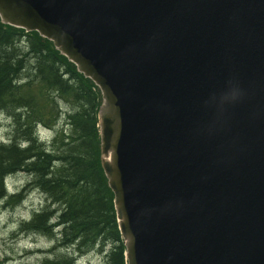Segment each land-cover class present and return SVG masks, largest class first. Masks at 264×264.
<instances>
[{
  "label": "water",
  "instance_id": "water-1",
  "mask_svg": "<svg viewBox=\"0 0 264 264\" xmlns=\"http://www.w3.org/2000/svg\"><path fill=\"white\" fill-rule=\"evenodd\" d=\"M0 20L51 40L99 88L127 264L264 258V168L222 141L241 123L264 158V0H0ZM228 92L245 114L221 115Z\"/></svg>",
  "mask_w": 264,
  "mask_h": 264
},
{
  "label": "trees",
  "instance_id": "trees-1",
  "mask_svg": "<svg viewBox=\"0 0 264 264\" xmlns=\"http://www.w3.org/2000/svg\"><path fill=\"white\" fill-rule=\"evenodd\" d=\"M51 56L70 67L68 68L85 87L87 93L78 81L69 85L63 84L59 69L53 64ZM0 60L4 61L0 65V76H4L5 86L21 73L24 77H31L22 85L20 92L12 90L14 87L3 88L0 84V92L4 91L7 98L18 101L15 108H24L20 113L21 125L26 126L28 132L33 131L37 123H43L38 111L39 107L34 102L29 103L33 97L42 107H45L44 103L50 98L49 92L53 90L61 96L60 100L69 95L72 100V105L66 103L71 107L67 134L55 135L45 148L32 142L20 153L10 154V159L16 165L33 171L40 189L54 198L58 203L56 206L65 209V218H61L59 224L69 229L72 235L65 237L63 241L71 243L72 240H82L87 246L88 243L94 244L98 239L102 240L103 244L112 239L114 247L107 255V263L124 264V247L117 227L113 193L107 185L100 166L99 134L96 126V113L100 104L98 89L92 83L91 86L88 85L85 82L88 81L87 78H83L71 69L72 65L67 62L66 57L59 54L51 41L40 37L35 31L24 32L22 29L1 22ZM23 93L25 97H22ZM0 101H6L8 104L11 102L2 98ZM54 103L57 115L58 101ZM53 104L49 105L48 112ZM80 120H84L85 123ZM89 149L94 151L93 159L89 157ZM23 150L35 154L37 163L26 161ZM54 164L58 166L57 171L51 170L46 173L41 168L43 165L54 166ZM32 220L34 222L28 226L30 230H25L24 226L20 229L46 236L54 234L51 233L54 224H51L49 214L45 217L41 212ZM39 224L44 225L38 230ZM38 264H74V262L65 255L52 261L41 258Z\"/></svg>",
  "mask_w": 264,
  "mask_h": 264
},
{
  "label": "bare ground",
  "instance_id": "bare-ground-1",
  "mask_svg": "<svg viewBox=\"0 0 264 264\" xmlns=\"http://www.w3.org/2000/svg\"><path fill=\"white\" fill-rule=\"evenodd\" d=\"M255 40V39H253ZM254 45V44H253ZM252 45V46H253ZM250 46V47H252ZM248 47V51L250 49ZM55 48V47H54ZM56 49V48H55ZM57 50V49H56ZM60 55L64 56L60 53L59 50H57ZM65 57V56H64ZM51 60L54 62L53 64L56 65L57 69H59V73L61 75V79L63 84L69 85L72 84L74 81H78L74 75V73L65 66L62 62L57 60L55 57L51 56ZM66 60L68 63L72 65V70H74L75 73L80 74L83 78H87L88 81H85L88 85L91 86V83L94 84L93 79L88 78L83 75V72L78 70L77 64L74 61H71L69 59ZM0 65L4 63L3 60H0ZM32 76V75H31ZM14 78V77H13ZM4 76H0V84L3 86V88H9L14 87L12 90H15L17 92H20L22 89V85L26 82V80H30L31 77L23 76L22 73L17 76L15 80H11L8 82V84L5 86L4 83ZM79 82V81H78ZM83 90L87 93L85 90V87L79 82ZM94 86L98 89L99 88L94 84ZM34 88V85H33ZM100 99H101V93ZM248 94H244L242 97V100L245 98L247 99ZM25 93L22 94V97H25ZM50 98L46 100L45 107H42L40 104H37L34 97L29 101V103H35V105L38 108L39 113L41 114V120L43 123H37L35 127L33 128V131H29L26 126L21 125V112L24 111V108L18 107L15 108V104L18 101H15L13 98H7L4 95V91L0 92V98L5 100H11V102L8 104L6 101H0V206L4 205L2 208L12 209V210H19L21 209H30V215L28 217L21 218L16 227V229L13 232H10V239H16L14 237H21L24 235H43L38 233H32L31 231H24L23 229H20L24 226L25 230H30L28 226L33 223L32 220L33 217L37 214H40L43 212L45 214V217L49 214V218L52 220L51 224L53 227H51V233L52 236H50L49 245L50 249L48 250V255L45 254L42 258H46L47 261L56 260L57 258L60 259L62 256H65L72 260L74 264H94L92 263L91 257L93 255H96V258L98 257V261L96 264H108V254H110L112 247H114V241L111 239L107 241L105 244H103V241L98 239L97 241L93 243H88L87 246H85L84 241L82 240H72L73 242L67 243L63 241V239L69 235H72V233H69V229L66 227H62L59 223L62 221L61 218L64 217V211L65 209H61L58 206H56L58 203L54 200L53 197L48 196V194L45 193V191L41 190L38 185V180H35L36 174H33V171L30 169L22 168L15 163L12 162L10 159V154H17L22 151V149H26V147H29L28 144L34 142L42 148H45V146H48L50 141L55 135L58 134H67L69 132V118L68 115L71 114V107L68 105H72L71 103V96L62 97L60 100V95L55 91L49 92ZM87 97V96H86ZM58 101L56 106L57 115L55 113V103ZM54 103V104H53ZM68 103V105H66ZM53 104V107L48 112L47 110L50 108L49 105ZM219 106H223V108L220 110L221 115L225 116H235V113L233 111L234 107H237L238 110L242 108V114H245V105L244 102L238 100L233 101V94L227 93V101L226 103H222ZM229 117H224L223 123L221 122L217 129L221 130H227L229 129L230 123L232 124ZM82 123H85L84 120H80ZM200 126L201 123H199ZM193 129V128H192ZM230 135L222 141L228 142V148L226 149H234V150H240L246 157V167L248 166L250 169H252V166L256 169L264 168V158L261 159V151L257 148L256 144L251 145V141L249 138V135L251 133L250 128H246L244 126H241V123H237L236 125L232 124V129ZM194 131V129H193ZM200 132H203V129H199ZM228 131H226L227 133ZM214 138L213 136H210ZM34 138V139H32ZM224 148V145L221 146ZM35 149V148H34ZM36 150V149H35ZM89 157L90 159L94 158V151L93 149H89ZM224 151L225 149H221ZM212 149H210V158L209 161L216 166L218 159H213L214 155L212 153ZM51 152H57V151H51ZM24 157L26 161H30L31 163H37V158L35 154L30 153L29 151L23 150ZM252 157L258 158L259 160L256 162L252 159ZM42 170L47 173V171H57L58 166L54 164V166L51 165H43ZM264 175V170H263ZM262 176V175H261ZM13 178V179H11ZM15 181L18 184H15V189H13V192L9 191V180ZM14 183V182H13ZM3 202V203H2ZM25 204V205H24ZM65 218V217H64ZM59 224V225H58ZM44 224H39L38 230L41 229V227ZM64 226V225H63ZM201 230H203V227H200ZM63 234V236H61ZM46 236V235H43ZM217 237L220 240L226 241L227 238L223 234H218ZM223 242V241H222ZM257 257L254 260H250L246 262L245 256L236 255L234 256L233 260L230 264H264V258L261 256H255ZM261 257V258H260ZM41 259V258H40ZM38 262V261H37ZM36 262V264H38ZM246 262V263H245Z\"/></svg>",
  "mask_w": 264,
  "mask_h": 264
},
{
  "label": "rangeland",
  "instance_id": "rangeland-1",
  "mask_svg": "<svg viewBox=\"0 0 264 264\" xmlns=\"http://www.w3.org/2000/svg\"><path fill=\"white\" fill-rule=\"evenodd\" d=\"M11 179L8 188L10 192H13L14 185L18 183ZM3 206H0V264H36L37 261L39 263L40 258L45 254L48 255L51 246L49 245L50 241H48L50 236L34 234L10 239L9 233L16 229L21 218L30 215V209L23 208L17 212V210L8 209V207L4 209ZM230 221L234 224L236 221L235 216ZM91 260L92 263L96 264L98 257L96 258V255H93Z\"/></svg>",
  "mask_w": 264,
  "mask_h": 264
}]
</instances>
